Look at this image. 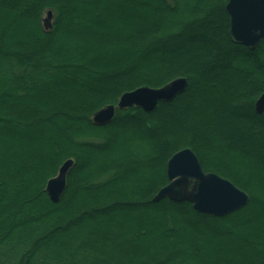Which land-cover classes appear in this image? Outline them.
<instances>
[{"label":"trees","instance_id":"trees-1","mask_svg":"<svg viewBox=\"0 0 264 264\" xmlns=\"http://www.w3.org/2000/svg\"><path fill=\"white\" fill-rule=\"evenodd\" d=\"M228 1L0 0V264H264V37L236 42ZM180 76L175 99L95 124ZM186 147L249 202L217 216L153 201Z\"/></svg>","mask_w":264,"mask_h":264},{"label":"water","instance_id":"water-1","mask_svg":"<svg viewBox=\"0 0 264 264\" xmlns=\"http://www.w3.org/2000/svg\"><path fill=\"white\" fill-rule=\"evenodd\" d=\"M226 10L231 18V36L241 44L255 49L264 37V0H229ZM48 11V18H52ZM187 77L180 76L161 87L141 86L124 92L118 104H108L95 112L93 120L97 125H105L113 120L117 108L133 105L151 111L162 100H173L188 86ZM256 110L264 111V92L256 101ZM73 158L67 159L58 174L47 182L46 190L51 200L60 201L66 186ZM169 182L153 197L157 202L168 197L171 200L190 201L200 212L224 216L245 206L250 195L232 180L216 172H206L195 151L186 147L177 151L167 163Z\"/></svg>","mask_w":264,"mask_h":264},{"label":"rangeland","instance_id":"rangeland-1","mask_svg":"<svg viewBox=\"0 0 264 264\" xmlns=\"http://www.w3.org/2000/svg\"><path fill=\"white\" fill-rule=\"evenodd\" d=\"M45 18L47 19L46 22H47V24H48V23H49V20H50V19L48 18V12L46 13ZM245 191H246V190H245ZM249 195H250V194H249Z\"/></svg>","mask_w":264,"mask_h":264}]
</instances>
